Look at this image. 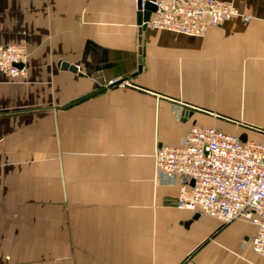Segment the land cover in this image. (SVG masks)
<instances>
[{"label": "crops", "instance_id": "1", "mask_svg": "<svg viewBox=\"0 0 264 264\" xmlns=\"http://www.w3.org/2000/svg\"><path fill=\"white\" fill-rule=\"evenodd\" d=\"M218 1L240 16L189 37L140 33L137 0H0L29 54L0 73V264H263L156 165L193 127L264 143V0Z\"/></svg>", "mask_w": 264, "mask_h": 264}, {"label": "built area", "instance_id": "2", "mask_svg": "<svg viewBox=\"0 0 264 264\" xmlns=\"http://www.w3.org/2000/svg\"><path fill=\"white\" fill-rule=\"evenodd\" d=\"M151 2L156 12L143 25L189 37L204 36L240 16L236 7L218 0ZM28 60L24 46L0 47V73L8 77L25 79ZM155 158L159 170L179 178V210L223 225L245 219L257 227L252 248L264 264V143L242 142L217 129L193 127L184 147L162 146Z\"/></svg>", "mask_w": 264, "mask_h": 264}, {"label": "water", "instance_id": "3", "mask_svg": "<svg viewBox=\"0 0 264 264\" xmlns=\"http://www.w3.org/2000/svg\"><path fill=\"white\" fill-rule=\"evenodd\" d=\"M155 12H156V7L151 1H146L143 4V0H138V17H139L138 25L140 27V33H143L147 29L146 25H143V24L147 23L151 19L152 14ZM139 41L141 43L142 41L141 38L139 39ZM101 92L103 91H100L96 93L95 95H98ZM88 98H91V97H88ZM83 100H86V99H83ZM241 141L246 142L245 137L241 138Z\"/></svg>", "mask_w": 264, "mask_h": 264}]
</instances>
